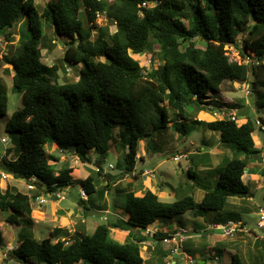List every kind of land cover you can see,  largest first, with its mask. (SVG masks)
<instances>
[{"label":"trees","instance_id":"trees-1","mask_svg":"<svg viewBox=\"0 0 264 264\" xmlns=\"http://www.w3.org/2000/svg\"><path fill=\"white\" fill-rule=\"evenodd\" d=\"M100 15L116 27L114 33L109 25H96ZM25 22L29 40L23 43L19 36L22 43L18 50L0 57L11 67L3 70L11 78L10 88L0 76V117L6 115L9 92L20 94L23 103L6 124V131L17 134L19 142L6 150L0 168L14 179L31 183L35 191L30 196L14 187L0 190V212L7 214L6 223L20 225L22 217H31L35 197L73 185L88 195L87 201H78L85 215L90 210H103L95 202L124 176H109L106 186L99 187L101 164L110 142L114 143L113 129H118L120 145L128 148L117 166L128 173L134 172L139 142L161 133L169 123L171 131L182 137L195 126L216 132L234 157L209 171L217 176L214 186L197 177L193 171L197 164L191 158L187 174L193 180L192 187L204 192L200 202L189 193L165 203L150 190L141 196L121 190L118 208L126 219L112 217L90 235H70L66 229L55 228L49 237L38 241L22 234L11 251L19 263L148 264L140 255L147 237L139 230L185 213L203 217L208 211L228 208L231 198L244 201L250 197L243 176L251 158H262L253 141L256 120L247 118L237 125L226 119L204 122L194 118L189 122L188 118L220 109L215 96L222 84L246 82L248 76L255 104L264 108V0H49L41 13L34 0H0V36L12 42L11 33L6 32ZM45 26L67 40L63 42L68 46L64 62L84 66L77 81L60 84L59 68L41 62ZM94 29L98 33L92 37ZM238 35L242 45L236 41ZM197 39L204 42V48L196 46ZM227 45H235L242 60L250 62L231 61ZM154 47L158 48L157 67L144 71L131 54L142 55ZM170 112H175L172 121ZM47 144L73 154L80 165L90 163L93 151L99 157L96 172L82 180L66 163L51 165L58 159L47 152ZM228 214L224 221L234 220V213ZM111 230L127 234V240H114ZM166 236L160 231L154 235L161 240ZM65 239L70 241L66 244ZM233 264L247 263L234 254Z\"/></svg>","mask_w":264,"mask_h":264},{"label":"rangeland","instance_id":"rangeland-1","mask_svg":"<svg viewBox=\"0 0 264 264\" xmlns=\"http://www.w3.org/2000/svg\"><path fill=\"white\" fill-rule=\"evenodd\" d=\"M45 3L46 2H44L43 0H34L35 7L39 13L42 12V8ZM20 25L21 24L15 25L11 30L6 32L11 33L12 42H7L4 36H0V57H8L18 50L20 43H22L21 41H19V36L22 38L23 43L29 40L31 34L28 30L27 23L25 22L21 26ZM96 25H109L111 33H114L116 31V27L109 24L104 17L98 18ZM94 30L95 31L92 32V37L96 36L98 33L97 29ZM44 36L45 39L41 42V62L47 66L55 65L59 68L57 75L58 82L60 84L77 81L79 70L84 66L82 64L72 66L64 62V51L66 50V48H68V46H65L63 42L67 40L55 35L53 29L48 26L44 27ZM52 41H55V43L53 44ZM236 41H238L239 45H242L241 35H238L236 37ZM195 43L196 46L201 49L205 46L204 42L200 39L195 40ZM225 49L227 50L228 57L231 61L245 63V61L242 60L240 50L235 45H227ZM157 51L158 48L154 47L151 52H147L142 55L131 54V57L138 61L144 71H149L157 67ZM1 60L0 76L4 78L7 86L10 88L11 78L7 75H4L3 70L11 69V67L3 64ZM97 60L104 61V58H98ZM250 83V76H248L246 82L223 83L220 88V93L215 96L219 99L220 105H218V107H221V110H216L214 112H197L195 116H191L188 118L189 122L192 121V119L194 120V118L204 122L219 120L221 117V111H225L224 113L236 112L237 125L243 124L244 120L243 118H241V116H244V114H247L248 118L252 120H258L263 123L264 108L258 109L257 105L255 104L256 96L254 95V93H252V91H250L248 95H246L245 93L247 84L251 87ZM8 96L9 98L6 115L0 117V161L5 157V153L8 148H14L19 142L17 134H9L6 131V124L10 120L12 114L23 107L22 96L20 94H13L11 92H9ZM162 105L166 106V101L162 102ZM174 115L175 112L169 113L171 121L175 119ZM170 125L171 124L169 123V127L164 131H161V133H153L152 137L139 142L135 169L132 173H128L125 171L120 172L121 169L117 166L118 162L122 159L123 154L128 151V148L122 147L120 145L118 136L116 135L118 129H113L112 132L114 135V143L110 142V149L106 155V158L101 164L102 177L99 180V183H101L100 186H106L105 181H107L109 176L118 177L122 173L124 176L121 183L117 186L118 192H120L121 190L126 192L134 191L135 196H141L144 193V191L141 190V185L145 186V190L146 187H149V190L154 193H159V191L161 190L159 188V185H162V194L159 195V199L162 202L172 203L182 197V195L184 196L187 193L191 194L196 202H200L204 192L196 186L192 187L193 180L190 179L187 174V168L189 166H192L191 158L194 157L193 162L197 164L195 166L196 168H193V171L195 172L197 177L207 179L208 181H210V184L214 186V182L217 176L215 174H210L209 171L216 167H219L223 164V162L232 159L234 157V152L227 144L221 143L219 135L216 132L205 130L200 126H195V129L188 136L182 137L179 134L171 131ZM203 134L205 135L204 137H202ZM253 137L256 147L262 150L263 155L264 133L260 132L259 129H256L253 133ZM1 138H4L6 140V143H2ZM212 148H215L216 152L213 151L212 153L205 154L206 151H210ZM46 149L47 152L50 153V155L58 159L57 161H51V165L56 164L59 167L62 163H66V165H68L69 167L76 169L75 174L80 179L83 178L84 180L88 174H91L92 172L94 173L97 170L99 157L93 151H91L89 155L91 157L90 163L80 165L79 160L76 156H74L73 154H67L66 152H61L56 148L55 145L50 146V144H47ZM182 149H184V151H181ZM168 154L170 156H168ZM184 154L186 157L182 156ZM205 155H208V160L206 162L205 160L207 159V156ZM175 156H180L178 161H173L171 159ZM8 158L12 159L13 156H8ZM263 160L264 158H261V160L258 158L250 159V162L247 165V172L243 176L244 183L249 187L250 197L244 201H241L239 199H230L229 201L230 203H232L231 205H235L234 210L229 207L219 212L208 211L203 217H194L191 213H185L182 216H175L171 221L165 223L167 224V231H169V229L173 230L176 228H183L189 231V229H191L193 226H199L196 228L205 231L207 230L209 233L204 237L205 239L200 237V243L202 242V240H207V245L204 246L202 251H195L197 252V255H194V252L192 253L191 251L183 248L178 250L179 256L176 264H189V256L198 263H201V261L199 260L200 258H202L203 264H210L208 261H206V259L208 257L214 258L215 256H218V258L212 260L211 264H233L234 254L238 255L244 263L264 264V228L258 229L256 227V223L258 221V212L261 208L264 207V167L262 165ZM258 161L260 163H258ZM110 165L113 168H110ZM207 166L212 169H205L207 168ZM143 170L147 173L145 174ZM2 173L4 172H2L0 168V190L4 191L7 187H14L22 193H26L29 195H32L34 193V191H29L27 189V185L30 183L21 179H14L13 177L11 178L10 176H8L7 179L4 180L1 176ZM153 173L156 174V176L152 175ZM143 176H145V178H142ZM142 179L144 182L146 181L145 184H142ZM203 182L206 183V181ZM187 184L188 187L186 186ZM171 188L175 190L177 196L175 194H172ZM111 190H114L113 186ZM78 191L79 185L70 186L64 191H61L66 193V200L58 201L56 200V198H52L49 199L46 204H41V207L40 205L36 204L34 200L31 201L33 209L31 217H22L20 219V225H11L6 223L5 218L7 214L0 212V264H21L16 260V258L12 256L11 251L17 247L22 234H27L26 237L31 235V237H33L34 239L41 241L49 237L50 232L57 226H68L66 229L71 231L72 233L73 225L70 224V219L73 221V223H75L76 221H79V223H81L79 218L80 213L78 210V201L80 200ZM118 192H116L117 194L114 193L117 196V205L119 204L118 202L120 200V194ZM109 193L110 192H108L107 196L111 195H109ZM111 198H113V196ZM105 205L108 208L107 201H105ZM57 207H59L60 209H58ZM242 207L246 208L247 212H241L240 208ZM71 210L74 214H72ZM226 212L234 213L233 221H240L246 231L238 232L230 238L222 237L220 230H211V226L217 222L215 220H220L223 223ZM86 215L87 219L85 228H79L78 231L86 233L88 235L93 233L94 228L97 225L106 223L107 221H109V217H111L110 213H102L94 210L88 211ZM118 215L122 217L124 216L123 214L119 213ZM103 216H105L106 219H104L105 217L102 219ZM112 217L114 218L115 216ZM28 221H32V224H29ZM118 232L119 231H117L116 233ZM198 232L199 230L196 231V233ZM116 233L115 231L113 232V234L111 233V237L116 241H121L122 243L124 241L123 238L117 236ZM139 233L143 235L144 230H139ZM65 240L66 244L70 241L69 239ZM238 241H241L242 247L237 248V246L233 245L229 247V242L238 243ZM155 243L158 245L159 243H161V239L155 238ZM204 243L206 242H203V244ZM217 243L221 244V247H218V245H216ZM166 246L169 245H163L164 248ZM140 250V255L144 261L150 264H166L164 262L165 256L160 257L159 255H156L154 257H151L149 260V255L143 245ZM217 251H221V253H219L218 255ZM170 256L171 253H167V261L173 260ZM160 259L162 260V262ZM196 262H194V264ZM27 264L32 263L29 262Z\"/></svg>","mask_w":264,"mask_h":264},{"label":"crops","instance_id":"crops-1","mask_svg":"<svg viewBox=\"0 0 264 264\" xmlns=\"http://www.w3.org/2000/svg\"><path fill=\"white\" fill-rule=\"evenodd\" d=\"M235 113V115H236V112H234ZM245 117V118H244ZM241 118H243V120H244V122L243 123H245L246 122V120H247V118H248V115L247 114H244V116H241ZM197 120V119H196ZM200 121V120H199ZM205 135L203 134V136L202 137H204ZM186 137V136H185ZM253 141H254V137H253ZM254 144H255V142H254ZM255 147H256V144H255ZM258 148V147H257ZM261 150V149H260ZM181 151H184V149H182ZM213 151H215L216 152V149L215 148H212L210 151H206V153L205 154H209V153H212ZM262 151V150H261ZM187 155V154H186ZM168 156H170L169 154H168ZM205 156H207V159L205 160V162L208 160V155H205ZM261 157L262 158H264V154L262 155L261 154ZM204 162V161H203ZM258 163H260L259 161H258ZM85 165V164H84ZM263 165V164H262ZM72 168V167H71ZM189 168V167H188ZM188 168H187V170H188ZM74 169V168H73ZM205 169H207V170H211L212 168H210V167H208L207 166V168H205ZM75 170L76 169H74V175L76 176V177H78L76 174H75ZM144 171V170H143ZM145 172V171H144ZM203 172V171H202ZM93 173V172H92ZM91 173V174H92ZM147 172H145V174H146ZM88 175H90V174H88ZM87 175V176H88ZM152 175H154V176H156V174H152ZM10 176V175H9ZM11 178H12V176H10ZM79 178V177H78ZM142 178H145V176H143ZM80 179V178H79ZM216 179H217V177H216ZM82 180H83V178H82ZM123 180V179H122ZM121 180V181H122ZM121 181H118V182H116L115 184H112V186L114 187V190H111V188H112V186L109 188V190L107 189L106 191H105V193H104V197H103V199H101V200H98V201H96L95 202V204L96 205H98L99 203V205L98 206H101V208L103 209V210H97V209H95L94 211H99V212H107V213H110L111 214V217L112 216H115V217H119L120 219H126L127 218V216L125 215V213H124V211L122 210V209H120V208H118V205H117V196H116V192H118V189H117V186L121 183ZM146 183V181L144 182L143 181V179H142V184H145ZM215 183V182H214ZM101 185V183H99V186ZM106 185V184H105ZM103 186V185H102ZM142 187V189L141 190H143L144 192L146 191V190H149V187H146V190L144 189L145 188V186L144 185H141ZM213 186V185H212ZM101 187V186H100ZM159 188L161 189L160 191H159V193H157V192H155V194L158 196V198H160V194H162V188H163V186L162 185H159ZM159 188H157V189H159ZM171 191H172V194L174 195H176V192H175V190H173V188H171ZM108 192H110L109 193V195L111 194L112 196H113V198H111L112 196L110 195V196H107L108 195ZM114 193H116V194H114ZM24 194H26V193H24ZM114 194V195H113ZM27 195H29V194H27ZM70 195V194H69ZM164 195V194H163ZM177 196V195H176ZM93 197H96V195H94ZM112 199V200H111ZM231 199H237V198H231ZM230 200V199H229ZM240 200V199H239ZM105 201H107L108 202V208L106 207V205H105ZM36 203V202H35ZM36 204H38V203H36ZM232 203H230V201H229V207L232 209V210H234L235 209V205L233 204V205H231ZM38 205H40V204H38ZM40 207H41V205H40ZM228 207V208H229ZM58 209H60L59 207H57ZM62 209V208H61ZM111 211H110V210ZM118 209H119V211H118ZM79 213H80V216H79V218H80V222L81 223H79V221H76L75 223H73V221L70 219V224L71 225H73V232L71 233V231H69V230H67L66 228L68 227H56V228H62V229H66L67 231H68V233L70 234V235H72L73 233H75V232H79L78 230H79V228H85V223H86V219H87V215H85L84 214V211L79 207ZM72 211V210H71ZM240 211L241 212H247V209L246 208H244V207H242V208H240ZM48 212H49V210H48ZM121 212V213H120ZM118 213L119 214H123L124 216L122 217V216H120V215H118ZM228 213H231V212H226V214L225 215H229ZM72 214H74L73 213V211H72ZM65 217H67V216H65ZM105 216H103L102 217V219L104 218ZM111 217H109V219L111 218ZM198 217V216H197ZM225 218L224 219H226V216H224ZM71 218V217H70ZM74 218V217H73ZM106 218V217H105ZM223 219V220H224ZM215 221H220V220H215ZM156 222H157V224H156ZM216 222V223H217ZM166 223V221H162V220H157V221H155L153 224H150V225H148L147 227L149 228V229H153V228H156V227H158L159 228V231L160 232H165V233H167V235L169 234V233H171V232H173L175 229H173V230H171V229H169V231H167L168 229L166 228L167 227V224H165ZM194 223H195V221H194ZM215 223V224H216ZM214 224V225H215ZM76 226V227H75ZM196 227H199V226H193L191 229H189V231L188 230H186L187 232H189V238L185 241V243H184V245H183V249H186V250H188V251H191L192 253L194 252V255H197V252H195V251H202V249L204 248V246L205 245H207V240H202V242L200 243V237H202V238H204L207 234H209L208 233V231L206 230H201V229H197ZM95 229V228H94ZM177 229V228H176ZM199 230V232L198 233H196V231H198ZM115 231V233L117 232L116 230H114ZM113 230L111 231V233L113 234V232H114ZM117 234V236H120L121 238H123V242L122 243H124L126 240H127V234H125V233H123V232H118V233H116ZM199 234V235H198ZM254 236H255V234H254ZM115 237V236H114ZM255 238H257V237H255ZM205 239V238H204ZM119 243H121V241H118ZM203 242H206V243H204L203 244ZM163 243L161 242V243H159L158 245L155 243V237H154V235L153 236H151V237H148V238H146V241H144L142 244H141V247H142V245H143V247L145 248V250L147 251V253H148V255H149V260H150V258L151 257H154V256H156V255H159L160 257H162V256H165L164 257V262L166 263V264H176V262H177V259H178V254H179V252L177 253V254H172L171 253V249H172V246L169 244V246H166L165 248L163 247V245H162ZM216 245H218V247H221V244H219V243H217ZM216 245H215V247H216ZM229 247H231V245H233V246H237V248H240V247H242V244H241V241H238V243H232V242H229ZM141 247H140V249H141ZM219 249H221V248H219ZM169 252L171 253V256L170 257H172V259L173 260H171V261H167V253L169 254ZM219 253H221V251L220 252H218L217 251V254L219 255ZM210 258V259H209ZM218 258V256H215L214 258L213 257H208L207 259H206V261H208L210 264L212 263V260H215V259H217ZM161 260V259H160ZM199 261H201V263H198V262H196V261H194L193 260V258H191L190 256L188 257V263L189 264H194V262H196L195 264H203L202 263V258H200V260ZM146 262V261H145ZM161 262H162V260H161ZM146 263H148V262H146ZM207 263V262H206ZM148 264H150V263H148ZM161 264V263H160Z\"/></svg>","mask_w":264,"mask_h":264},{"label":"built area","instance_id":"built-area-1","mask_svg":"<svg viewBox=\"0 0 264 264\" xmlns=\"http://www.w3.org/2000/svg\"><path fill=\"white\" fill-rule=\"evenodd\" d=\"M43 1H49V0H43ZM147 4H143L142 7H146ZM250 62V60H245V63ZM250 92V86L247 85L245 88V93L246 95H248ZM225 111H221V117L220 120L222 119H226V120H230L233 122H236V115L235 113H224ZM256 127L260 130V132L264 133V125L256 120ZM1 142L2 143H6V140L4 138H1ZM184 157H186L185 155H182ZM181 156V157H182ZM180 158V156H175L172 157L171 159L173 161H178ZM263 167H264V160H263ZM110 168H113L110 165ZM121 172H124L121 171ZM2 178L5 180L7 179L8 175L2 173L1 174ZM27 189L29 191H34L35 187L30 183L27 185ZM78 194L80 196L81 199L87 201L88 199V195L85 193L83 188H79ZM66 193L65 192H56V193H47L44 194L42 196H38L34 198V201L38 204H46L48 202L49 199L52 198H56V200L58 201H64L66 200ZM256 227L258 229L264 228V207L261 208L258 212V221L256 223ZM211 230H220L221 231V235L222 237H233L236 233L238 232H245L246 229L243 228V224L240 221H233V220H229L226 221L225 223H221V224H215L211 226ZM158 231V228H154V229H145V234L146 235H153ZM189 238V232H187L185 229L183 228H177L175 229L173 232L169 233L165 238L162 239V243L165 245H171L172 249H171V253L172 254H177L178 250H180L181 248H183V245L185 243V241Z\"/></svg>","mask_w":264,"mask_h":264},{"label":"clouds","instance_id":"clouds-1","mask_svg":"<svg viewBox=\"0 0 264 264\" xmlns=\"http://www.w3.org/2000/svg\"><path fill=\"white\" fill-rule=\"evenodd\" d=\"M45 2V1H44ZM46 2H48V1H46ZM100 17H102L101 15L100 16H98L97 18H100ZM52 43L54 44L55 43V41H52ZM216 110H221V108L220 109H216V108H214L213 110H209V112H214V111H216ZM237 119V118H236ZM220 120V119H219ZM223 120V119H222ZM236 122H237V120H236ZM263 124V123H262ZM264 125V124H263ZM258 129V128H257ZM185 155V154H184ZM121 171H123V169H121L120 170V172ZM125 171V170H124ZM6 174V173H5ZM122 174V173H121ZM8 175V174H7ZM9 176V175H8ZM11 176V175H10ZM125 176H126V174H125ZM79 188H81L80 186H79ZM35 191V190H34ZM62 191H64V190H62ZM44 195V194H43ZM31 196V195H30ZM78 196H79V194H78ZM79 198H80V196H79ZM81 199V198H80ZM83 200V199H82ZM88 200V199H87ZM83 201H85V200H83ZM35 202V201H34ZM116 218H119V217H116ZM104 219H106V218H104ZM225 223V222H224ZM217 224V223H216ZM218 224H221V223H218ZM148 227H146L145 229H147ZM158 228V227H157ZM145 229H144V236L145 237H151V236H153V235H155V234H157L158 233V231H159V228H158V231L155 233V234H153V235H146L145 234ZM149 229V228H148ZM154 229V228H153ZM161 242H162V240H161Z\"/></svg>","mask_w":264,"mask_h":264}]
</instances>
